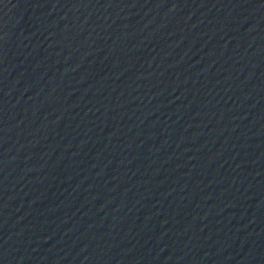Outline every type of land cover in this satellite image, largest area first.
I'll list each match as a JSON object with an SVG mask.
<instances>
[{"label":"water","instance_id":"obj_1","mask_svg":"<svg viewBox=\"0 0 264 264\" xmlns=\"http://www.w3.org/2000/svg\"><path fill=\"white\" fill-rule=\"evenodd\" d=\"M0 264H264V0H0Z\"/></svg>","mask_w":264,"mask_h":264}]
</instances>
